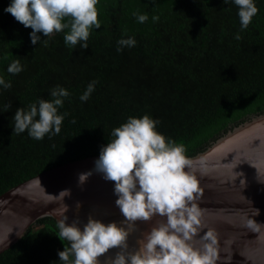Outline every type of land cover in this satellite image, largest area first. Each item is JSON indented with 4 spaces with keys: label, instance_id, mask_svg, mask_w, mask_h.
I'll list each match as a JSON object with an SVG mask.
<instances>
[{
    "label": "trees",
    "instance_id": "16d2710c",
    "mask_svg": "<svg viewBox=\"0 0 264 264\" xmlns=\"http://www.w3.org/2000/svg\"><path fill=\"white\" fill-rule=\"evenodd\" d=\"M10 2L0 0V77L11 82L0 85V193L48 168L99 154L129 117L159 121L156 130L191 156L264 112V0H254L259 12L247 29L233 0H99L101 27L91 30L87 49L67 46V30L50 39L37 33L41 39L33 45L32 29L4 11ZM139 14L148 20L138 22ZM128 37L135 46L117 51ZM14 60L23 66L15 75L7 71ZM93 81L94 91L81 101ZM57 86L70 93L58 109L66 114L60 133L42 140L13 133L16 109L53 99ZM58 235L53 218H38L0 253V264H63L58 252L69 242Z\"/></svg>",
    "mask_w": 264,
    "mask_h": 264
},
{
    "label": "clouds",
    "instance_id": "9594fccd",
    "mask_svg": "<svg viewBox=\"0 0 264 264\" xmlns=\"http://www.w3.org/2000/svg\"><path fill=\"white\" fill-rule=\"evenodd\" d=\"M99 0H11L4 9L25 28H31V43L40 41L37 33L51 38L54 33L65 32L64 43L71 49L77 45L88 48V39L93 28L99 29L97 4ZM227 3L228 0H223ZM238 8V17L242 29H247L253 17L259 12L254 0H233ZM153 21L159 19L152 17ZM144 23L147 14L137 15ZM240 39L239 34L235 37ZM47 44V40H44ZM123 47H134L132 37L118 41ZM23 70L19 60H14L7 71L18 74ZM96 81L88 84L80 96L87 101L94 91ZM0 85L10 88L11 82L0 77ZM53 99H41L29 106L17 108L13 117V133L27 131L36 140L46 135H58L64 115L58 113L64 98L70 95L66 88L57 86L51 90ZM8 108L11 105L7 106ZM38 117V118H37ZM159 121L145 114L142 117H129L126 122L115 127L112 139L100 149L94 162V171L103 174V178L114 183L115 205L119 208L123 220L128 222V230L116 222L104 223L88 217L80 227L79 220L67 223L64 204L62 219L58 222V238L68 241L58 252L63 264H99V257L105 256L111 249H120L115 257L106 264H215L217 259V236L212 229L204 232L202 248H194L189 243L198 230L205 226L201 223L200 211L192 203L199 193L198 180L194 174L186 171L191 164L185 155L183 145L166 138L156 130ZM92 175V171L80 173L78 183L83 185ZM70 195V190L59 193L61 200ZM77 209L80 203L77 202ZM255 215H259L256 209ZM154 216L166 218V222L153 227L139 242V248L129 252L128 236L134 230L137 221L148 222ZM245 227L259 232L264 224L249 219Z\"/></svg>",
    "mask_w": 264,
    "mask_h": 264
},
{
    "label": "water",
    "instance_id": "95a60500",
    "mask_svg": "<svg viewBox=\"0 0 264 264\" xmlns=\"http://www.w3.org/2000/svg\"><path fill=\"white\" fill-rule=\"evenodd\" d=\"M99 154L70 160L39 172L0 193V253L15 243L38 219L49 216L58 225L64 204L67 223L78 219L80 227L91 215L104 223L116 222L128 230V222L115 205L114 183L94 171ZM191 164L186 171L198 180L199 193L192 203L200 211L201 223L189 242L202 248V237L208 229L217 236L215 264H264V227L253 232L245 227L249 219L264 224V112L250 115L227 129L203 150L186 156ZM92 171L80 185V173ZM70 195L63 200V190ZM77 202L80 203L77 209ZM256 209L259 215H255ZM166 222L154 216L148 222L137 221L129 232L128 251L139 248V242L153 228ZM120 249H111L99 257L106 264Z\"/></svg>",
    "mask_w": 264,
    "mask_h": 264
}]
</instances>
